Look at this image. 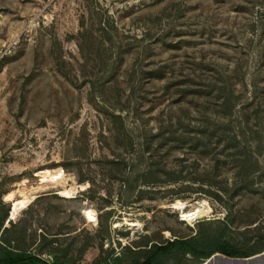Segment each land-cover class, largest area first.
Listing matches in <instances>:
<instances>
[{
    "label": "rangeland",
    "instance_id": "374dc122",
    "mask_svg": "<svg viewBox=\"0 0 264 264\" xmlns=\"http://www.w3.org/2000/svg\"><path fill=\"white\" fill-rule=\"evenodd\" d=\"M1 215L70 264L263 233L264 0H0Z\"/></svg>",
    "mask_w": 264,
    "mask_h": 264
},
{
    "label": "trees",
    "instance_id": "16d2710c",
    "mask_svg": "<svg viewBox=\"0 0 264 264\" xmlns=\"http://www.w3.org/2000/svg\"><path fill=\"white\" fill-rule=\"evenodd\" d=\"M59 172L63 173L61 170L52 172L54 179ZM151 178H145L144 182H151ZM5 218V215L0 216V264H70L67 260H60L55 249L49 252L52 261L48 262L41 257L42 250L31 252L11 246L10 240L2 236L7 230L3 226ZM198 226L194 235L146 243L135 249L127 248V264H201L215 253L224 257L245 258L264 251V232L257 234L254 239H231L226 236L227 225L215 226L214 222H201ZM119 260L115 257L112 261L100 264H122Z\"/></svg>",
    "mask_w": 264,
    "mask_h": 264
},
{
    "label": "bare ground",
    "instance_id": "6f19581e",
    "mask_svg": "<svg viewBox=\"0 0 264 264\" xmlns=\"http://www.w3.org/2000/svg\"><path fill=\"white\" fill-rule=\"evenodd\" d=\"M63 177H64V174L59 172L56 175L55 179L53 181H51V183L59 184L64 179ZM40 183L44 184V183H47V181H41ZM39 188H41V187H39ZM74 191H75V189L73 190L72 186L71 187L65 186V187L59 189L58 193L63 197L69 198V197L73 196ZM12 195L13 194L10 193L7 197L10 199V198H12ZM30 201H31V199L25 195H22L21 198H17V199L13 198L12 202H11L10 217L15 218L18 211L25 208L30 203ZM206 213H207V209L203 205H199L195 209L186 212L183 216H184V218L194 219L197 217H201V216L205 215Z\"/></svg>",
    "mask_w": 264,
    "mask_h": 264
},
{
    "label": "water",
    "instance_id": "95a60500",
    "mask_svg": "<svg viewBox=\"0 0 264 264\" xmlns=\"http://www.w3.org/2000/svg\"><path fill=\"white\" fill-rule=\"evenodd\" d=\"M48 259L52 260L50 257H48ZM222 259H224V262H228V263L231 261L255 260L253 264H264V251L257 253L255 255L249 256V257H245V258H230V257H224L220 255L219 253H215L209 259H207L204 264H213V261L218 262V261H221Z\"/></svg>",
    "mask_w": 264,
    "mask_h": 264
}]
</instances>
